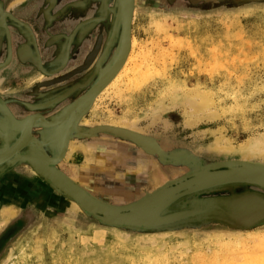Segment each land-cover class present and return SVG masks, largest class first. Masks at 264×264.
<instances>
[{
  "label": "rangeland",
  "instance_id": "374dc122",
  "mask_svg": "<svg viewBox=\"0 0 264 264\" xmlns=\"http://www.w3.org/2000/svg\"><path fill=\"white\" fill-rule=\"evenodd\" d=\"M76 1L56 0L49 10L50 31L69 29L80 11ZM82 1L80 15L95 14L97 0ZM13 2L0 0V10L15 11ZM20 2L16 13L31 19L42 44L45 1ZM132 4L130 60L91 105L83 139L74 141L77 146L53 170L72 179L91 200L120 209L203 170L237 163L264 166V0ZM118 14L123 19L119 5ZM13 66L25 82L37 78L23 72L26 63ZM16 81H10L12 97L21 96ZM195 95L211 103L196 114L187 103ZM93 143L95 148L80 147ZM102 149L109 153H99ZM83 168L98 176L83 181L88 179L80 178ZM18 171L25 175L15 184L19 206L0 205V236L11 222L21 223L0 246V264H264V246L250 242L229 248L218 240L264 235V218L249 223L227 210L242 196L264 201L258 187L201 190L170 203L153 225L118 226L84 211L33 168L32 174L26 167ZM33 189L42 193L26 192ZM173 216L178 217L165 221Z\"/></svg>",
  "mask_w": 264,
  "mask_h": 264
},
{
  "label": "flooded vegetation",
  "instance_id": "af4514ba",
  "mask_svg": "<svg viewBox=\"0 0 264 264\" xmlns=\"http://www.w3.org/2000/svg\"><path fill=\"white\" fill-rule=\"evenodd\" d=\"M44 1L46 4L42 11L43 15H40L41 34L44 36L42 44L38 43L40 32L33 30L31 19L29 20L24 14L16 13L19 12L16 5L20 7V0L13 2L15 11L0 10V157L8 154L18 144L25 132V127L19 125L30 117L39 115L43 117V121L51 124L50 126L45 124L47 128L53 127L46 129L39 124L34 125V119L28 127L31 136L28 141L30 149L22 150L5 164L0 165V205L9 202L19 206L17 196L19 192H16L15 184L19 178L25 176L18 175L19 168L26 167L27 172L32 174L30 171L32 160L41 159L42 152L52 161L63 154L59 162L61 163L69 152L71 142L83 139L82 125L87 121L86 115L97 97L93 100L89 98L88 100L92 102L87 100L85 104L81 101L87 98L86 95L111 70L122 53L123 19L118 14V4H115V0H97L95 14L89 17L80 15L81 10L83 11V1H76L74 6L80 9L79 14L74 17L75 19H71L69 29L58 32L50 31V24L54 22L48 21L52 19L50 11L57 2L54 0L52 5L49 0ZM46 27H49V33L44 31ZM48 50H55L53 51L55 53L46 58L45 52ZM23 59L26 62H23ZM16 63H26L28 68L23 72L37 73V78L25 82L21 79L23 76L17 77L13 66ZM11 79H17L15 87L20 88L18 92L21 96L12 97ZM25 84L26 86L21 88ZM57 102L59 103L52 104ZM4 108L15 120L16 128L11 120L3 115ZM37 120L44 123L38 118ZM58 121H61V125H55ZM38 127L43 128L42 135L45 137L36 134ZM15 129H17L16 133ZM74 144L77 146L76 143ZM95 146L94 143L80 145L85 149ZM102 150L103 152L99 153L107 151ZM50 163L49 167L53 170L56 164ZM87 173L88 179H82L85 182H89L99 172L87 170ZM67 180L76 185L72 179L67 178ZM76 187L85 192L80 186L76 185ZM26 192H34L36 195L42 193L37 189ZM26 210L28 208L24 207V211ZM20 223L19 219L11 222L0 236V246L16 232Z\"/></svg>",
  "mask_w": 264,
  "mask_h": 264
},
{
  "label": "water",
  "instance_id": "95a60500",
  "mask_svg": "<svg viewBox=\"0 0 264 264\" xmlns=\"http://www.w3.org/2000/svg\"><path fill=\"white\" fill-rule=\"evenodd\" d=\"M129 2L132 4V0H129ZM52 103V104H58ZM5 114H3L6 118H9L11 122L13 123V126L15 127V120L12 118V116L7 112V110L4 108ZM2 112V110H1ZM2 115V116H3ZM39 124L43 128H47L44 124L39 122L34 123V125ZM33 125V126H34ZM16 128V127H15ZM17 132V129L14 131ZM19 141V140H18ZM37 143V142H36ZM26 144V145H25ZM39 145V143H37ZM40 146V145H39ZM41 147V146H40ZM29 150L30 144H27L24 142V139L19 142L18 145L15 146L9 152V154L4 155L3 157H0V165H3L9 161L15 154L21 153V150ZM64 153V150H63ZM46 155L42 152V157L39 160H35V162H32V168L35 170V172L47 180L52 187L56 188L59 192L65 194L69 199L76 201L79 206L86 211L87 213L93 215L94 217L102 220L103 222L112 224V225H123V226H150L153 225L155 217L157 218L158 213L163 210L166 206H168L173 201H176L179 197L189 195L201 190L219 187V186H225V185H233V184H242V185H250L258 187L262 190H264V184L261 182H258L254 180L253 178H246L241 177L240 174L233 175L234 172L230 173H223L219 172L218 176H213L208 179H204L202 181H196L195 179L199 176H202L206 174L208 171H217V170H224V169H232V168H245L249 171H255L264 173V166H257L252 164H246V163H237V164H228L223 165L218 168H213L211 170H203L198 173L192 174L187 178H184L178 182H175L171 185H168L165 187V189H162L161 192L164 190H167V188L174 189V191L171 192L170 196L166 199L159 198L158 195H154L148 199H144L137 204L127 206L124 208H109L106 206H102L100 203H88L89 198L85 196L82 192V190L78 189L76 185H73L71 182H68L65 180L63 174H60L59 172L52 170L51 168H48L46 166V163H43L41 161L46 160ZM63 154L53 160L55 164L57 165ZM51 171H50V170ZM195 178L193 181H190L189 183H185L183 185H180L184 183L185 181H189L190 179ZM67 179V177H66ZM210 179V180H209ZM71 183V184H70ZM180 186H179V185ZM178 185V186H176ZM75 192L78 193L79 197H75ZM251 198V199H249ZM259 202V203H258ZM148 211H140L141 209H145ZM227 210L229 211V214L232 216H242L249 219V223H254L256 221H260L262 218H264V201L256 196H242L239 198H236L232 200L228 206ZM112 215L113 217H111ZM116 215V216H115ZM253 215V216H252ZM178 216H173L171 218L166 219L165 221H170L175 219Z\"/></svg>",
  "mask_w": 264,
  "mask_h": 264
},
{
  "label": "bare ground",
  "instance_id": "6f19581e",
  "mask_svg": "<svg viewBox=\"0 0 264 264\" xmlns=\"http://www.w3.org/2000/svg\"><path fill=\"white\" fill-rule=\"evenodd\" d=\"M50 3L53 5L54 4V0H49ZM118 5H119V9L122 11V14H123V48H122V53L119 57V59L117 60V62L115 63V65L111 68L110 71H108L106 73V75H104V77L100 80V82L96 85V87L86 95L87 98L83 99L81 101V103L85 104L86 102L88 101H91L93 99H95L96 97H98L101 93H103V91L111 86L112 84H114L113 82L116 80V78L121 75L120 73L125 70V66H126V63L127 61L130 60V48L131 46L134 47V41L131 40L130 41V30H131V21H132V15H133V11H132V8H131V3L129 2V0H118ZM51 7V6H50ZM131 45V46H130ZM138 68V67H136ZM90 91V90H89ZM174 92V91H173ZM170 94V93H169ZM172 94V93H171ZM174 95V94H173ZM180 95V94H179ZM180 97V96H179ZM186 97V96H185ZM91 99V100H88V99ZM183 98V97H182ZM82 99V98H81ZM80 99V100H81ZM170 99V98H169ZM174 99V97L172 98ZM57 100V99H56ZM88 100V101H87ZM96 100V99H95ZM181 100V99H180ZM184 100V99H183ZM77 102V101H76ZM92 102V101H91ZM172 102V101H171ZM185 103V102H183ZM187 103L190 105L191 108H193V113L196 114L197 111H204L206 110L209 105H211L209 99H207V97L203 96V95H195V96H192V97H187ZM79 104V103H77ZM76 104V105H77ZM81 104V105H82ZM175 105V104H174ZM181 105V104H180ZM184 105V104H183ZM43 106V105H42ZM74 107V106H73ZM175 107V106H173ZM193 115V114H192ZM191 115V116H192ZM40 119L42 122H44L43 124L47 125V126H50L51 124H48V122L46 123L45 120L43 121L41 116L39 115H36L35 117H30L29 119H27L26 121H23L19 127H22L24 126L25 127V132L22 134L21 136V139L19 142H21L23 139H24V142L28 144V141L31 139L30 137V133H29V130H28V127L32 124L33 120L35 119V122L36 119ZM193 119V117L191 118L190 117V120ZM64 120V119H63ZM62 120V121H63ZM197 120V119H196ZM194 120V121H196ZM193 121V120H192ZM193 121V122H194ZM50 122V121H49ZM64 122V121H63ZM192 122V123H193ZM61 123V121H58L55 123V125H59ZM61 125V124H60ZM27 127V128H26ZM32 127V126H31ZM72 131V130H71ZM18 142V144H19ZM17 144V145H18ZM26 145V144H25ZM263 145V144H262ZM23 150V149H22ZM21 150V151H22ZM68 150V149H67ZM20 151V152H21ZM11 152V151H10ZM67 152V151H66ZM9 154V153H8ZM19 154V153H18ZM66 154V153H65ZM70 154V153H67V155ZM7 155V154H6ZM17 154H15L16 156ZM3 157V156H2ZM36 160H39V159H36ZM8 161V160H7ZM32 162H35V160L33 159ZM43 163H46V166L48 168L49 167V164H51L50 162H53L52 165L55 164L54 161L52 160H49L46 158V160L44 161H41ZM50 170V169H49ZM51 171V170H50ZM219 172H223V173H232L234 172L233 175H236L237 173L240 174L241 177H246V178H253L254 180L258 181V182H261L264 184V173H260V172H255V171H249L248 169H245V168H232V169H224V170H217V171H208L206 172V174L202 175V176H199L198 178H192L190 179L189 181H185L184 183L180 184V185H183L185 183H189L190 181H193L194 179L196 181H202L204 180L205 178L208 179V178H211L213 176H218L217 174ZM64 176V175H63ZM80 176L84 177V178H88V173H87V170L86 169H82L81 172H80ZM66 181H68L66 179V177H64ZM81 178V177H80ZM213 179V178H211ZM194 180V181H195ZM210 180V179H209ZM69 182V181H68ZM71 184V183H70ZM179 185V184H178ZM176 185V186H178ZM179 185V186H180ZM165 189V188H163ZM162 190V189H161ZM160 190V191H161ZM159 191V192H160ZM174 191V189H170V188H167V190H164L163 192H161L159 194V192H157L156 194L154 195H158L159 198H165L166 199L170 196L171 192ZM83 192V191H82ZM85 196H87L85 193H83ZM80 195V194H79ZM78 193L75 192V197H79ZM153 195V196H154ZM152 197V196H151ZM89 198V197H88ZM90 201H88V203H96L95 201L91 200L89 198ZM75 204V203H74ZM77 207V205H76ZM147 208L145 209H141L140 211H148L146 210ZM9 211V210H8ZM7 212V211H6ZM12 212V211H11ZM10 214H5L4 215V222H6L7 220L10 219V217L12 216L13 212ZM111 217H113L112 215H110ZM116 216V215H115ZM2 221V222H3ZM220 240L221 242V245H223L224 247L226 246H229L230 248V245H234V246H240V247H245L248 243L252 242V243H257L259 247H262L264 246V235H252L250 237H245V238H241V239H238V238H222V239H218ZM222 240V241H221Z\"/></svg>",
  "mask_w": 264,
  "mask_h": 264
},
{
  "label": "crops",
  "instance_id": "0c3cea01",
  "mask_svg": "<svg viewBox=\"0 0 264 264\" xmlns=\"http://www.w3.org/2000/svg\"><path fill=\"white\" fill-rule=\"evenodd\" d=\"M14 91H17V90H14ZM19 91V90H18ZM10 93H13V92H10ZM8 94H9V92H8ZM12 96L14 95V94H11ZM43 128H41V127H38V128H36V134L37 135H42L43 134ZM42 136H44V135H42ZM45 137V136H44ZM37 138V137H36ZM75 142L73 141V142H71V144L69 145V152L68 153H71V151H72V147L75 145L74 144ZM85 148V147H84ZM83 148V150H85ZM86 150H87V148H86ZM70 154H68L67 156H69ZM87 155V154H86ZM81 178H84V177H82V176H80Z\"/></svg>",
  "mask_w": 264,
  "mask_h": 264
}]
</instances>
